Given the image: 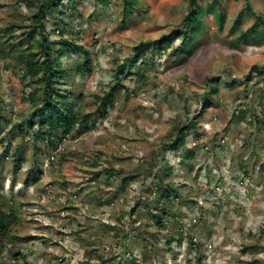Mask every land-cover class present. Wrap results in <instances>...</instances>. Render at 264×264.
Listing matches in <instances>:
<instances>
[{"label": "rangeland", "instance_id": "rangeland-1", "mask_svg": "<svg viewBox=\"0 0 264 264\" xmlns=\"http://www.w3.org/2000/svg\"><path fill=\"white\" fill-rule=\"evenodd\" d=\"M36 1L0 0V51L8 53L0 54V215L17 217L0 235V264H264V73L249 75L264 68V39L247 37L252 28L264 33V0H197L205 27L185 52L177 32L192 0H140L128 18L122 0L108 8L80 0L75 10L65 2L44 24L51 41L70 38L89 52L90 71L71 89L89 129L52 145L14 127L30 118L33 86L22 51L9 46L26 40ZM211 3L226 15L223 29L206 12ZM159 39L165 51L145 47L135 61L141 43ZM39 43L25 41L23 52ZM73 61L83 63L82 54L65 65ZM124 64L128 74L118 77ZM191 121L185 149L194 157L186 161L167 147ZM155 174L164 182L157 193ZM168 184L179 189L172 202L162 197Z\"/></svg>", "mask_w": 264, "mask_h": 264}, {"label": "trees", "instance_id": "trees-1", "mask_svg": "<svg viewBox=\"0 0 264 264\" xmlns=\"http://www.w3.org/2000/svg\"><path fill=\"white\" fill-rule=\"evenodd\" d=\"M80 0H38L32 4L30 7L36 8L37 12L32 18L33 24L26 34L27 38L25 41H36V38L39 36L41 43H39L37 51L31 47L30 49L26 48L23 52L25 46L23 45L25 41L12 44L9 46V49L13 51L18 47L22 51L20 57L18 58L19 64H23L25 67L23 78L29 81V85H32L30 92H28L27 97L31 105V114L30 118L23 120L20 124H16L14 127L23 128V126H28L30 129H33L34 135L39 138H47L48 143H52V140H61L70 135L81 136L85 131H88L89 126L86 121V115L83 114V111L76 107L75 103V94L73 93L72 84L75 81L77 75H84L86 72L90 71L91 59L89 52L85 50L82 45L77 44L74 40L62 37L59 41H51L49 36L46 33L45 21L49 15H52L54 11H62L65 7V2H67L68 10H75L76 6ZM104 8H108L111 5L112 0H96ZM123 1V15L125 18L131 17L139 4L140 0H122ZM197 0H192L193 8L189 14L184 19V24L182 28L177 32L181 36V51H190L194 48L195 42L198 39L201 32L204 30L205 23L204 17L205 13L201 11L196 6ZM250 11H252L250 9ZM208 14L214 15L219 22L220 29H223L226 24V15L219 13L215 8L214 4L211 3L207 9ZM260 22H263V18H259ZM241 20H237L233 27V33L241 32ZM247 37H252L253 44L260 45L264 39V33L262 30L257 28H252ZM243 38L244 43H249V38ZM38 43V42H37ZM33 45V44H31ZM21 46V47H19ZM55 46H59L58 50H55ZM153 46L158 47L160 51H165L169 46V43L164 39H159L155 43H141L135 49L136 62L137 58L142 55L143 48L148 47L152 48ZM15 51V50H14ZM80 53L83 56L84 62L79 63L73 61L72 64L66 66L65 59L71 53ZM0 54L8 55L5 50H1ZM25 58V59H24ZM131 62V61H130ZM133 63V62H132ZM135 65V64H134ZM129 66V64H124L120 66L117 70V76L121 77L122 75L128 74V71L124 70ZM130 67H133V64H130ZM254 73L262 74L264 73V68L260 69L258 66H253L252 72L249 75ZM138 79L140 82H145L143 79L145 75L143 73H137ZM120 80L117 78V81L110 88L109 92L105 96L104 107L107 108L108 104L113 100L116 92L119 90ZM229 87H235L233 79L229 81ZM208 87L210 88L211 94L219 93V86L216 80L209 81ZM71 90V92H70ZM3 118V109L0 107V125ZM196 122V119H195ZM36 124V125H35ZM192 121L190 124L184 125L179 130V136L174 139L167 148L179 152V157L183 158L186 161L193 160L194 152L191 148H186V137L187 133L190 131ZM195 125V124H194ZM185 149V150H184ZM8 151V150H7ZM7 153V152H5ZM18 167L23 163L21 158L17 159ZM158 170L161 169V164H158ZM168 173L173 172V168L169 167ZM33 173V170L30 169L29 174ZM149 174L145 175L146 181L141 183L140 190L144 191L146 186L143 185L149 182ZM151 188L155 193L160 192L162 184L164 182L159 179L157 174L151 178ZM161 186V187H160ZM140 191V192H141ZM142 193V192H141ZM179 189L176 188L173 184H168L163 190L162 197L165 202H172L173 197L179 196ZM101 204V203H100ZM154 214H159L157 210H150ZM156 224L162 225L163 217H158ZM16 214L14 212H3L0 215V235H8L10 229L16 221ZM128 218L127 214H122L119 219L123 220Z\"/></svg>", "mask_w": 264, "mask_h": 264}]
</instances>
